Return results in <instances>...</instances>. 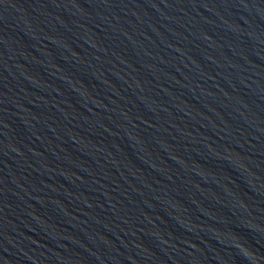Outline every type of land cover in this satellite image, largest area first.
Here are the masks:
<instances>
[{
	"label": "water",
	"instance_id": "water-1",
	"mask_svg": "<svg viewBox=\"0 0 264 264\" xmlns=\"http://www.w3.org/2000/svg\"><path fill=\"white\" fill-rule=\"evenodd\" d=\"M0 264H264V0H0Z\"/></svg>",
	"mask_w": 264,
	"mask_h": 264
}]
</instances>
